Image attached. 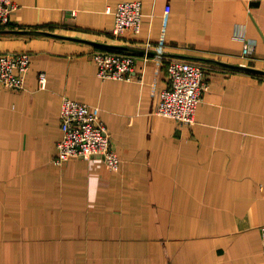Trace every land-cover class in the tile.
<instances>
[{
	"label": "crops",
	"instance_id": "1",
	"mask_svg": "<svg viewBox=\"0 0 264 264\" xmlns=\"http://www.w3.org/2000/svg\"><path fill=\"white\" fill-rule=\"evenodd\" d=\"M131 1L140 32L113 38L115 7ZM12 2L0 53L31 64L23 89L0 85V264H264V76L199 62L208 87L194 123L179 126L153 112L165 67L153 51L141 57L163 39L168 57L264 71V0ZM28 31L127 47L134 79L97 77L102 47ZM64 96L100 108L117 170L101 158L54 163Z\"/></svg>",
	"mask_w": 264,
	"mask_h": 264
},
{
	"label": "built area",
	"instance_id": "2",
	"mask_svg": "<svg viewBox=\"0 0 264 264\" xmlns=\"http://www.w3.org/2000/svg\"><path fill=\"white\" fill-rule=\"evenodd\" d=\"M165 19L170 8L165 7ZM16 9L12 0H0V29L10 23V16ZM143 8L139 1L118 3L114 10V28L110 36L119 37L124 33L140 32ZM234 38L243 42L240 57L251 59L252 46L244 36V28L238 25ZM142 60L145 64L151 51L155 60L165 67L168 77L167 88L154 92L156 102L155 115L171 118L179 126H191L195 121L197 106L208 84L204 76L202 63L165 55V42H144ZM134 53L119 50L98 49L92 54L97 66V77L102 80L113 79L133 81L136 65ZM162 63V64H161ZM30 55L24 52L0 53V85L9 90H21L25 85V76L30 69ZM44 75L39 80L44 83ZM61 136L56 144L57 154L54 163L62 166L72 158H101L111 170L119 167V157L111 146V137L100 117V108L73 100L64 96L59 109ZM260 244L264 255V225L260 226Z\"/></svg>",
	"mask_w": 264,
	"mask_h": 264
},
{
	"label": "water",
	"instance_id": "3",
	"mask_svg": "<svg viewBox=\"0 0 264 264\" xmlns=\"http://www.w3.org/2000/svg\"><path fill=\"white\" fill-rule=\"evenodd\" d=\"M34 34H38V35H47V36H51V37H55V38H59V39H70V40H73V41H77V42H84V43H88V44H92L94 46H99V47H102L104 49H107V50H112V51H115V50H119V51H132L131 49L127 48V47H124V46H120V45H109V44H103V43H95V42H91V41H87V40H84V39H76V38H72V37H69V36H61V35H56V34H53V33H50V32H42V31H32ZM31 31H28V32H24V33H32ZM178 58L180 59H191L193 61H197V62H201V61H205V62H212V63H216V64H220V65H223V66H226L230 69H234V70H241V71H245V72H249V73H255V74H260L262 76H264V71L262 70H259V69H255V68H250V67H247V66H244V65H231V64H228V63H224V62H221V61H214L212 59H207V58H192V57H187V56H177Z\"/></svg>",
	"mask_w": 264,
	"mask_h": 264
}]
</instances>
